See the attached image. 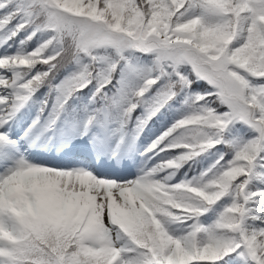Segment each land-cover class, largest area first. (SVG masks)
<instances>
[{"label": "snow or ice", "instance_id": "obj_1", "mask_svg": "<svg viewBox=\"0 0 264 264\" xmlns=\"http://www.w3.org/2000/svg\"><path fill=\"white\" fill-rule=\"evenodd\" d=\"M0 264H264V0H0Z\"/></svg>", "mask_w": 264, "mask_h": 264}]
</instances>
